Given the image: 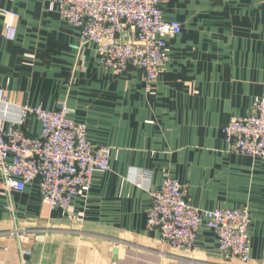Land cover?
Here are the masks:
<instances>
[{
    "label": "crops",
    "instance_id": "crops-1",
    "mask_svg": "<svg viewBox=\"0 0 264 264\" xmlns=\"http://www.w3.org/2000/svg\"><path fill=\"white\" fill-rule=\"evenodd\" d=\"M54 3L0 0V118L12 125L22 106L66 104L92 143L111 148L110 170L68 211L52 212L37 181L8 193L0 173V264H241L206 227L182 250L148 227L151 192L167 174L196 208L248 209L247 264H264V159L231 152L223 133L264 96V0H162L164 20L182 31L167 40L169 62L150 87L142 72L106 69L94 45L74 50L79 31ZM8 23L15 41L4 37ZM26 131L36 136L40 124L33 118Z\"/></svg>",
    "mask_w": 264,
    "mask_h": 264
},
{
    "label": "built area",
    "instance_id": "built-area-1",
    "mask_svg": "<svg viewBox=\"0 0 264 264\" xmlns=\"http://www.w3.org/2000/svg\"><path fill=\"white\" fill-rule=\"evenodd\" d=\"M161 1L55 0L54 4L61 19L79 31L80 43L72 45L74 50L94 45L106 69L121 76L131 70L142 72L150 87L169 62L167 40L182 31L178 22L164 20ZM3 15L18 18L10 10ZM128 36L133 39L127 40ZM4 37L16 40L12 23L6 25ZM74 112L66 104L59 111L25 105L12 125L0 118V173L5 191L21 193L37 181L47 210L68 211L74 199L91 188L97 171L110 170L111 148L92 143L87 125L72 119ZM33 118L40 124L36 136L26 131ZM223 133L231 152L264 159V96L254 102L250 115L231 118ZM251 221L246 208L192 206L184 187L169 174L150 195L148 227L176 250L194 249L199 231L206 227L216 234L222 253L247 264ZM11 233L21 244L29 241L26 229L15 228Z\"/></svg>",
    "mask_w": 264,
    "mask_h": 264
}]
</instances>
